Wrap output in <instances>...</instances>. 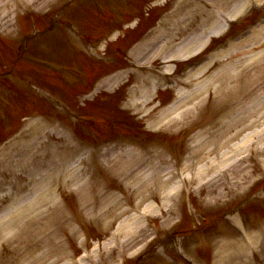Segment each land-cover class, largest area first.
<instances>
[{
	"label": "rangeland",
	"instance_id": "1",
	"mask_svg": "<svg viewBox=\"0 0 264 264\" xmlns=\"http://www.w3.org/2000/svg\"><path fill=\"white\" fill-rule=\"evenodd\" d=\"M34 2L36 4H33V6H31V7L34 10V12H39L40 10H45V9L55 10L57 8V6L61 5L63 0H34ZM171 3L172 4L175 3V0H173ZM153 12H154L152 15L153 17H155V16L159 17L160 15H163L162 8H157ZM257 13H260V12H257ZM260 14H258V15H260ZM5 15H6V12L4 10L0 9V32L7 35V33L9 31L14 32L15 23H13L10 20L12 14L10 15V13H9L6 18L4 17ZM255 15H256V13L250 14L249 20L244 22V23H248L250 21H253L257 17L256 16L255 18H253ZM25 23H26V21H25V19H23L22 23H21L22 26L20 27L21 31L29 30L30 26L28 24H25ZM244 23L238 24L233 29L238 28L240 25H242ZM23 24H25V25H23ZM17 25H19V19H18ZM81 25L87 30V23H84L82 21ZM214 42H215V40L213 41V43ZM218 45H219V47H223V44H218ZM5 46L6 47H2L1 43H0V55H2L3 57H8V56H5V49L9 48L10 46L7 44ZM229 53H231V52H229ZM105 54L112 56V58L113 57H116V58L119 57V56H116L117 52L112 48L111 45L109 46V48H106ZM111 54H113V55H111ZM232 54L233 53L229 54L228 56L223 55L221 57H217V60L215 57V59H214L215 61H213L211 64V66L214 65L213 69H215V70L210 69L207 72V74L205 75V78H210L211 75L214 74L213 72L219 71L221 66L218 64H221V63H226L227 66L231 65L232 66L231 69H235L234 72L237 71V72H239V74L241 72H243V74H240L237 77H234L233 79H231L229 81V83L227 84V88H225L223 90V92L217 93L215 90V88H217V86L220 84V81H219V83L215 82L211 86V89H210L211 96H210V98L208 97L206 99V105H205L206 110H207L206 116L204 119L201 118L203 123H196L197 129L199 131H201V129H203V127H204L203 131H201V133H199V131L197 132L196 130L193 131L195 129L194 126H196V125L190 124V121H192V120H189L187 123H184L182 126H177V127H174L175 125H173L172 127L161 126L158 130H156V132L160 131V132L165 133L169 128H170V130H174L176 132H178L181 129L186 128V129H184L185 135L182 136L183 141H180L177 144L175 149L182 148L183 147L181 144L182 142H183V144H185L187 146V148L189 150L188 153L192 152L194 150V148L198 147L197 151H195L193 153L194 154V156H193L194 162H197L198 159H200L201 155L205 156L207 154V153H205L207 150L206 147H207V145H209V142H211L212 139L223 137L222 135H226L228 130L230 131V129L236 127V125H237L236 121L240 120L239 116H245L246 117V115H248V114L254 115V119H259V121L256 124V128L260 129V128L264 127V116H258L259 114L257 115L255 112L252 113V111H251V109H254L255 111L257 109H259L261 112H264V87L259 88V89L256 88L255 95L261 93L259 95L260 99H259V101H256V106L254 108L253 107L251 108V104L252 103H253V105L255 104L253 102V99L254 100L257 99L256 97L252 98L253 97L252 91H253V86H254V81H255V78H254L255 70L251 67H249V69H247V68H245V66H241L242 62L241 63H239V62L243 59V56L241 59L240 58H234V56ZM61 56H62V60L65 61L67 64L68 63L73 64L76 62L79 65L83 66V68L85 70L89 71L90 74H92V73L98 74V72L101 71L100 67H102V69H105V70L107 69V67L105 68L104 65L102 66V62H105V61L98 62V61L93 60L92 58L89 61H86L87 56H82V58L81 57L72 58V60L66 54H62ZM130 60H131V58H130ZM83 61H85V65L83 64ZM112 61L114 62L115 60L113 59ZM110 66H108V67H110ZM177 66L179 68L181 66V63H178ZM234 66H236V67L234 68ZM226 71H227V69H226ZM46 74L48 76H50L49 72H46ZM51 78L47 77V79H45V82L50 84V86L52 87V86H55V84H54L55 81L52 80ZM103 91L108 93V92H110V88L105 89ZM121 95H123V88L120 89V95H118L117 97L121 98ZM215 95L217 97V100H215V98H214ZM71 97H69V99ZM104 100H105V95L103 94L102 97H99L97 100H94L95 102L93 101L94 102L93 105H90V106L87 105L86 108L83 110L85 115L93 118L94 121L97 123L95 125V127L97 128V132H96L97 135L99 134L100 137H104V136L109 135L110 133H113V131L110 129L102 130L104 128H102L101 125L105 124L104 119H106V120L114 119L115 121H117L118 122L117 131L118 130L120 132L131 131V129L129 127L121 125V123L129 124L131 127L134 128V130H137L136 127L138 128V125H136V123L140 119L139 120L133 119L134 115L132 112L134 109L117 110L115 107H110V108L105 109L106 112L101 113L98 109L101 108V105H100L101 103L104 104ZM250 100H252V101L250 102ZM247 106H248V109L250 107V110L248 112L245 111V107H247ZM42 108L46 109L47 105H43L41 107V109ZM139 109H140V107L137 108V110H136L137 114H140V112H138ZM13 112L15 114V120H17V118L20 116L19 109L17 108V106L14 107ZM47 112H48V108H47ZM134 112H135V110H134ZM150 118H152V115H150V117L148 119H150ZM101 119H103V120H101ZM229 122H232L231 126L229 125ZM134 124L136 125V127ZM243 125L244 124H242V129L244 128ZM139 126H141V124ZM121 127H125V128H127V130H122ZM187 127L197 134L196 139H197V141L199 140L198 142L194 139V134L190 133L187 130ZM228 127H229V129H228ZM176 129H179V130H176ZM138 130H140V129L138 128ZM190 134H192V135H190ZM72 139L75 143L78 142V141H76L74 136ZM80 142H81L80 143L81 145L79 144L78 149H83V147L86 145V143L88 144L86 139H81ZM191 144L196 145V146H194V148H193L191 146ZM53 148H54L53 144L50 143L49 151L52 152V150H54ZM96 148H98V147H96ZM82 155H84V154L82 153ZM260 155H261V153H257V160L260 158ZM77 157L75 159H77ZM202 160H204V159H202ZM231 160H233V159H231ZM229 162L227 163V167H226L227 170H228ZM255 165H256V167L254 166V168L252 169V174L254 176H259V175H261V164L258 165L257 163H255ZM79 166H80V168H83L85 165L83 163L82 164L79 163ZM239 168H242V166H237L234 169V172ZM222 169H224V167H222ZM89 170H90V172H89ZM89 170H87L89 173H87L85 175V178H88L90 176V174L92 173L93 176H95L97 178V189H98L93 194L98 195L100 193L99 196L97 198H95L94 204L92 206V207H94V210L95 209L98 210L99 208L102 210L105 206H107L104 203L105 199H108L110 201V205H109V207H110L109 211L110 212L107 213L105 211L103 213V211H101V213H100V214L106 215L107 219H110V220H108V222L110 224L109 229H111L114 225H116V223H118V221L124 219V218H121L122 217L121 215H124V214H123V211L120 210L121 209L120 207L124 206L125 209H129L130 214H131L132 210L134 208L138 207L139 205L142 207V206H147L148 204H151V205H153V203L157 204V200H158V203L160 202V198L158 195L160 194V192L163 189L161 187H158V185H157V187L152 186V187L147 189V187H145L143 185V180L145 182L147 181L146 177H144V178L138 177V179H137L141 185V189H143V193H142V192L138 191V189H134V187L130 183L126 186L123 184V182H121L119 179H117L115 177V174H113L112 168L109 164L90 165ZM232 170H233V168L231 167L230 170H228L226 172L228 174H224V176L219 175L220 177L219 178L217 177V181L215 183V186L218 183H220L221 181L227 180L228 176L231 177L234 174V172L232 173ZM65 171H67V170H65ZM81 172H85V171L81 170ZM219 173L222 174V170H219ZM159 178H160V175L156 174L152 179H154V181L156 183V182H159ZM122 180L130 181L132 179H130V180L122 179ZM262 180H264V177L261 179V181ZM203 181H205V180H203ZM263 182L264 181H262L257 186V188L260 187L263 184ZM207 191H208V188L204 187V188H202V190L198 191V193L195 192V197L192 198L193 205L198 210V212L200 209H202V204L204 203L203 199L206 197ZM149 192H151L152 194H148ZM109 195H111V197ZM144 195H146L147 197L142 198L141 196H144ZM118 196L119 197L122 196L123 201H121L120 203L117 202V204H116V201L114 198H116V197L118 198ZM240 196H243V194H240ZM152 198H154L155 200ZM8 201H9L8 199H4V200L0 201V208L2 207V205L6 204ZM61 201L63 204V200H61ZM65 203L67 204V208L69 207L71 209L72 214H73V212H75V215L73 217H70L72 215L71 213L69 214L70 218H69L68 222H67V220L65 222H61L62 230L60 231L59 237H60V241L61 240L66 241V243L64 244L65 247H63V250L68 255V257L69 258H75L78 256L80 257V254H84V253L90 257L89 247L92 245V250H93L92 252L95 253V255H93V257L95 258L96 263L100 261V264H113L115 261H117L119 257H117V254L114 252L116 249H114V251H111V253H109L108 251H105V249L103 248L104 246H106V243H109L111 241L110 239L112 238L111 236H109L108 232L99 234V233L95 232V228L93 227V225H92L93 223L91 221H88V222L84 221V217H83L84 215L82 214L83 210L80 208V205H79L82 203V200L77 197V193L75 195L72 191L69 190L68 195L65 199ZM113 205H115V206H113ZM81 206L83 207L84 204H82ZM223 210H224V207H219V208L213 209V211H211V209L207 210V211H209L210 216L215 217V216H218ZM116 211L118 212V214L116 213ZM110 213L113 214V217L110 215ZM253 213L256 214L257 216L258 215L264 216V213H262V209L258 205L254 206ZM92 215L95 216L94 214H92ZM98 217L101 219L104 218V217H101V215H97L96 218H98ZM72 222L75 224H73ZM153 223L157 225L156 220H154ZM84 224H86L87 227ZM79 225H80V228L82 230L87 232V234L85 232L81 231V229L79 228ZM74 227H75V229H74ZM209 227L210 226L206 227L208 229L202 230V231L198 232L196 235L199 234V236H201L202 233L205 234L206 232L209 231V229H210ZM23 231H25V230H23ZM2 233H3V231H2ZM83 234H86V236ZM82 236L85 237V241L81 242V244L79 245L80 242L78 243V240L80 237L82 238ZM89 238H91V242H90V240H88ZM121 238L119 236L116 237L114 242H116L119 239H120V241H122ZM31 239H32V237H31ZM31 239L29 240V238L25 234H19L18 240L15 237L13 240L14 241L13 245H14V248H18L15 252H13V250L11 249V245H9L7 243H3L4 240H1L0 241V264H40V262H41L40 261V259H41L40 255L45 254V249L44 248L37 249L38 247L36 245L34 246L31 243ZM7 241H5V242H7ZM92 241H95L97 243L103 242V245L99 246V244L96 245V243L92 244ZM62 243H64V242L62 241ZM137 243H138V240L134 241V242L132 240H128L127 243L122 242V244L125 246H126V244L130 245L129 248L126 246L129 251L134 250L133 248L137 245ZM207 245H209V244H207ZM126 247H124V248L127 250ZM29 249H34V250H30V251H34L33 255L34 256L37 255L39 257V259L34 258V260L30 261V258L26 257V255H28ZM193 250H195V249H193ZM209 251H210L209 247H206V246L202 247V249H200V251L195 250V253L197 254V258L199 259V263H197L198 262L197 261V262H194L193 264H208L207 260L209 259ZM101 253L103 255H101ZM97 254H98V256H97ZM168 256L170 258H172V260L174 262L170 263L169 261H165L166 264H180L179 261L176 260L174 254H172V252H170L169 250H168ZM47 259H49V260L42 261L43 264H49V262L53 261V258H51V257H48ZM149 259L151 260V258H149ZM150 260L147 261L145 264H163V263H160V261L158 262V261H150ZM124 262H125L124 264H130V263H128V261H124ZM244 262H245L244 264H264V248L262 247V241L261 240L259 241L256 250L251 254V257H249V259H246ZM246 262H248V263H246ZM96 263H92V264H96ZM134 263L135 262H133V264ZM225 264H230V263H228V261L226 260Z\"/></svg>",
	"mask_w": 264,
	"mask_h": 264
},
{
	"label": "bare ground",
	"instance_id": "2",
	"mask_svg": "<svg viewBox=\"0 0 264 264\" xmlns=\"http://www.w3.org/2000/svg\"><path fill=\"white\" fill-rule=\"evenodd\" d=\"M227 0H213V3L215 4V6L217 7V9H224L225 7H223L226 4ZM245 8V5H239L237 7V10H235L234 12H232V16L236 17L238 16L243 9ZM196 40H191L189 41L187 44H185V47L182 51H177L175 54L170 55L168 58V62H171L172 59H176V58H180L181 57V53L185 52V54H190L192 52L195 51V49H197L198 47L201 48L203 45L206 44V42L208 41L207 38L203 39L200 38V41H197L195 44ZM165 42H163L161 45H158L157 47H152L154 49H152L149 55L146 56L147 60L150 59H155V57L159 56L161 53H164V48L166 45H164ZM194 44V45H193ZM191 47H194V49H189ZM183 48V47H182ZM181 48V49H182ZM180 49V50H181ZM189 49V50H187ZM187 51V52H186ZM186 56H182V58H184ZM256 57V56H255ZM253 57V58H255ZM207 66L208 63L199 66L197 69H195L194 72L190 73V78H196V77H201L203 76L206 71H207ZM236 66H234L235 68ZM232 68V67H231ZM228 68L227 71L226 69L217 74V77H214L213 79H211L210 81H208L205 86H201L197 92L195 93H191L187 98H185L182 102H180L176 107H174V111L180 110L181 112H179L180 117L184 116L185 114H188L187 110L185 109L189 104H191L193 102V100H195L197 97L199 96V94H201L202 91H204L206 93V89L208 88V86L210 84H214L215 82L220 81V84L217 86L216 91L217 92H223V90L225 88H227V84L229 83V81L231 79H233L234 77L237 76V73L234 72L235 69H231ZM151 90H146L143 94V98L145 100H141L144 103V106H146L152 99L151 97ZM194 106L190 107V109H193ZM183 109H185L184 111H182ZM166 112L165 114H163V116L157 121L154 122L152 126H157L158 124L164 122V120L169 119L171 114L174 112ZM243 142V141H242ZM240 142V143H242ZM228 144V140L222 143V146H227ZM28 153L25 150H20V151H3L0 153V177H5L8 175H15L16 177L13 180H17V179H22V175L20 173H17L16 171H24V172H29L31 175L35 176L37 178V176H39V179H35V182L32 184V188H27L26 190H23V186L24 184L21 185H14V184H9L7 189H11L14 188L15 189V193L20 194V192H22V196H13V194L11 192L6 193L4 196L6 195H10L11 199H12V205L10 207H5L4 209L1 210L0 213V241L4 240L7 241L9 238V240L7 241V243L9 245H11L13 252H15L18 248H14V241L11 240L12 238H17L18 240V232H20L21 230H23V226L24 224H26V228L30 231L28 232H35L37 234H35L33 236V240L34 241H41V242H45L48 243L46 241V230H49V235H51V238H54V236L56 235V233L54 232L55 230H58V224L60 225L61 222L57 221V218L63 217V213L60 209V205L59 203L55 202L51 197H49V191L51 189V185L50 182H54L53 179L50 180V175H47L45 172H40L39 169L37 167H35V165L31 162L28 163V165L26 166L25 164H27V155ZM16 155H20L22 156L21 160H18V157H14ZM134 157V156H133ZM228 155L226 154H222L221 158H227ZM115 158H117V160L119 159L118 162H116V169L114 170V174L118 175L119 177L124 175L127 178H132L130 176L133 175V177L141 174L144 175V173L138 169H136V167H139V163L136 161L137 157L131 158V157H125L123 155H117ZM122 160H126V161H122ZM26 162V163H25ZM221 163V162H219ZM36 164V163H35ZM16 167V168H15ZM135 168V170L132 172V170ZM137 172V173H136ZM207 172V171H206ZM136 173V174H135ZM203 176H205L206 174H202ZM31 177V176H29ZM29 177H26L27 179H29ZM26 180V179H24ZM150 182H152V180H149ZM77 182H81L82 181H77ZM129 183L134 187V189H138V191L143 193V189L140 188L138 181L132 180L129 181ZM5 183L0 181V188L2 186H4ZM79 185L80 184H75L76 189H78L79 191V197L81 199H84L85 197V193L83 191H81L79 189ZM31 190V191H30ZM142 190V191H141ZM30 191V193L28 192ZM20 194V195H21ZM28 194V196L26 197V199H24L23 203H19L20 200L23 199L24 195ZM2 196V197H4ZM142 198L145 197L141 196ZM87 200H84L83 203L87 204L86 202ZM16 203L18 205V207L14 204ZM47 207L50 208H57L55 210H52L50 212L47 211ZM151 208H157L156 206H150ZM12 208V209H10ZM90 210V206L87 207L86 211ZM33 221L37 223V229L35 228H29L27 223ZM55 223V225H53ZM16 226H19V228L17 229ZM55 227V228H52ZM128 227V228H127ZM126 228V229H125ZM125 229V231H124ZM129 230V231H127ZM3 231V233H2ZM116 231L119 233V235H122V237H124L126 234V236H131L133 234V232H136L133 229V221L131 219H128L127 222L124 223H118L117 227H116ZM127 231V233H125ZM53 232V233H52ZM52 233V234H51ZM139 234L137 235V237L139 238ZM130 238V237H129ZM254 241L257 242V239L254 238ZM33 249H29L28 250V255H26L27 258H30V261L33 260V255L31 254V251ZM241 255H245L244 253H241ZM240 255H233L228 253V255H225V259H227L228 262H233V264H244L245 262H242L240 257ZM41 260V259H40Z\"/></svg>",
	"mask_w": 264,
	"mask_h": 264
}]
</instances>
